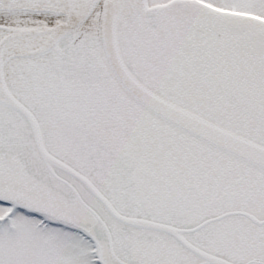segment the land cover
I'll return each instance as SVG.
<instances>
[{"label":"snow or ice","instance_id":"6c2138e0","mask_svg":"<svg viewBox=\"0 0 264 264\" xmlns=\"http://www.w3.org/2000/svg\"><path fill=\"white\" fill-rule=\"evenodd\" d=\"M0 264H264V0H0Z\"/></svg>","mask_w":264,"mask_h":264}]
</instances>
